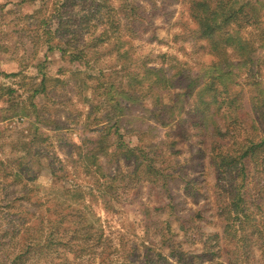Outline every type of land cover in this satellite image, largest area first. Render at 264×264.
<instances>
[{
  "label": "rangeland",
  "instance_id": "obj_1",
  "mask_svg": "<svg viewBox=\"0 0 264 264\" xmlns=\"http://www.w3.org/2000/svg\"><path fill=\"white\" fill-rule=\"evenodd\" d=\"M196 29L187 0H0V264H264L261 184L246 185L253 222H243L247 241L236 244L223 232L208 138L190 126L198 116L188 107L181 121L154 122L180 89L147 92L143 70L184 74L210 65ZM257 31L242 30L254 40ZM255 59L253 74L264 84V50ZM42 77L44 92L33 95ZM111 83L140 98L118 135L128 148L151 147L147 158L163 175L157 184L140 168L133 174L119 154L99 158L104 180L85 168L84 139L110 125ZM242 87L249 97L252 86ZM132 114L141 125L127 122ZM135 127L140 139L129 132ZM221 185L229 187L228 177ZM65 189L82 199L70 200Z\"/></svg>",
  "mask_w": 264,
  "mask_h": 264
},
{
  "label": "trees",
  "instance_id": "obj_2",
  "mask_svg": "<svg viewBox=\"0 0 264 264\" xmlns=\"http://www.w3.org/2000/svg\"><path fill=\"white\" fill-rule=\"evenodd\" d=\"M35 1L37 0H20V2ZM55 1L58 3L62 0ZM187 2L189 17L197 27L196 34L207 41L209 54L213 56L214 61L210 65L198 66L200 67L198 70L190 69L184 74L180 70L171 73L163 67L155 70L144 69L141 77L142 80L148 79L147 92L180 89L173 92L171 105L163 107L164 110L155 111L154 122L160 127H167L176 120L181 121L188 107L192 115L198 116L197 119L190 121V126L192 131H196L197 136L208 138L207 159L217 177L216 182L222 195L217 207L224 222L223 232L230 235L229 237L238 244L247 239L243 222H253L251 213L246 207V197L249 194L246 185L251 183L249 180L256 179V183L261 184V188L256 190V193L260 201L262 197L264 198V194L262 195L264 192V84L258 79L257 73L253 74L258 66L255 55L257 51L264 50V30L261 28L264 24V0H187ZM99 7L105 8L101 4ZM246 27L258 29L256 40L243 35L242 30ZM62 55L64 57L63 53ZM242 73L247 78L242 79L241 82L239 78ZM131 78L130 87L137 81L138 74L132 75ZM247 80H251V83ZM44 82L42 77L40 88L35 89L33 95L44 92ZM119 84L121 86V81ZM243 84L253 88L249 97H246ZM105 86L107 102L112 108L113 115L106 117L110 125L101 130L95 139L87 138L83 141L86 148L81 159L85 163L86 170L93 169L94 173L104 180L107 171L104 172L102 169L99 158L101 156L107 158L109 155L116 157L119 154L125 161L134 164L133 174L140 168L139 171L149 183H159L163 175L152 167L153 161L147 158L146 152L152 150L151 147L147 145L146 148H128L118 135L122 122L126 119L125 114L138 106L140 98L132 93L129 94L126 89H116L118 86L114 83ZM236 86L238 89H234ZM130 117L128 123L138 122L141 125V121L134 114ZM130 130L129 132L136 133L140 139L138 133L140 129L135 127ZM154 130H156L155 126L146 127V131ZM35 132L43 136L40 129L36 128ZM110 147H113L112 153L108 151ZM226 177L230 182L228 188L221 185ZM64 191L72 201L81 200L83 197L80 191L74 189ZM262 205L261 203L256 205L258 212H262ZM262 219L264 222V215ZM86 224L84 223V227H87L89 234L92 227ZM258 230L262 238L264 226ZM87 234L81 235L85 249L91 247L86 244L90 240ZM99 239L100 235L95 243L99 242Z\"/></svg>",
  "mask_w": 264,
  "mask_h": 264
}]
</instances>
